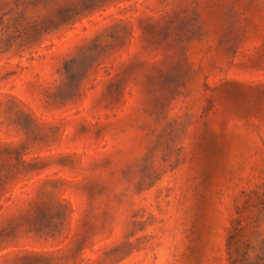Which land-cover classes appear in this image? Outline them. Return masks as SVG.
Listing matches in <instances>:
<instances>
[{"label":"rangeland","instance_id":"374dc122","mask_svg":"<svg viewBox=\"0 0 264 264\" xmlns=\"http://www.w3.org/2000/svg\"><path fill=\"white\" fill-rule=\"evenodd\" d=\"M0 264H264V0H0Z\"/></svg>","mask_w":264,"mask_h":264}]
</instances>
